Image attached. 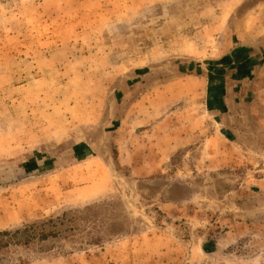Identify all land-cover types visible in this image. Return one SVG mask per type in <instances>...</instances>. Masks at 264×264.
<instances>
[{
  "label": "rangeland",
  "instance_id": "obj_1",
  "mask_svg": "<svg viewBox=\"0 0 264 264\" xmlns=\"http://www.w3.org/2000/svg\"><path fill=\"white\" fill-rule=\"evenodd\" d=\"M0 264H264V0H0Z\"/></svg>",
  "mask_w": 264,
  "mask_h": 264
}]
</instances>
